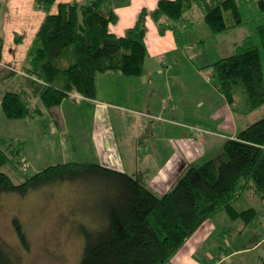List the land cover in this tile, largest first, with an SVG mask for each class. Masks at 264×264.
<instances>
[{
	"label": "trees",
	"instance_id": "trees-1",
	"mask_svg": "<svg viewBox=\"0 0 264 264\" xmlns=\"http://www.w3.org/2000/svg\"><path fill=\"white\" fill-rule=\"evenodd\" d=\"M34 4L46 16L21 68L27 87L2 96L6 117L40 114L42 109L32 106L27 96L39 98L50 109L73 95L95 98L100 73L142 74L148 56L146 9L124 35L117 36L109 30L118 19L112 0H35ZM194 7L216 34L246 28L235 52L211 63V77L234 109L247 113L263 105L264 0H159L150 15L160 33L172 30L180 44L182 30L193 22L186 20V12ZM2 44L0 37V60ZM10 73L5 71L2 77ZM238 86L245 93L242 108L235 106ZM22 147L21 139H0V194L24 195L79 181H94L104 189L102 221L81 226L83 250L77 264H167L202 223L219 211H227L231 218L252 214V208L238 211L233 206L246 188L264 198V116L227 138L221 156L190 165L161 195L131 174L91 161L49 165L14 183L1 168ZM14 226L26 245L21 224L14 220ZM0 264H20L2 242Z\"/></svg>",
	"mask_w": 264,
	"mask_h": 264
},
{
	"label": "crops",
	"instance_id": "crops-1",
	"mask_svg": "<svg viewBox=\"0 0 264 264\" xmlns=\"http://www.w3.org/2000/svg\"><path fill=\"white\" fill-rule=\"evenodd\" d=\"M70 1L74 0H56V3ZM158 1L112 0L118 19L110 24L109 30L117 36L124 35L126 29L135 24L142 9L148 12L144 38L148 56L142 74L100 73L96 78L95 98L79 95L67 98L84 99L92 110L91 123L88 122L94 150L91 162L131 174L154 193L164 194L190 165L196 164L201 157L213 155L217 149L223 148L227 138H234L245 126L263 117L264 104L252 110L256 113L250 111L254 116L236 117L235 112H250L234 109L216 87L207 99L196 98L193 107L179 105V94L186 90L183 74L187 72L182 65L188 62V57L180 50L183 39L178 44L170 29L160 33L152 19L150 12L157 7ZM34 2L0 0V37L3 42L0 104L6 91L27 87L21 68L46 16ZM56 10L57 6H52L51 12ZM196 12L201 11L194 7L186 12V20L193 21L189 28L195 24ZM225 34L236 47L244 38L246 28L239 26ZM5 71L11 73L2 77ZM113 80H119L121 84L114 86ZM243 106L244 99L238 108ZM50 114L58 122L59 112L50 111ZM215 231L211 218L204 221L167 264H214L209 261L211 253L208 250L200 253ZM259 243L250 248L254 249ZM250 248L233 251L224 259Z\"/></svg>",
	"mask_w": 264,
	"mask_h": 264
},
{
	"label": "rangeland",
	"instance_id": "rangeland-1",
	"mask_svg": "<svg viewBox=\"0 0 264 264\" xmlns=\"http://www.w3.org/2000/svg\"><path fill=\"white\" fill-rule=\"evenodd\" d=\"M199 17L202 13L196 12L194 26L184 28L180 36L183 39L180 50L188 57V62L182 66L188 74H183L186 90L179 94L178 103L187 107H193L196 98L207 99L216 89L217 81L211 77V63L235 52L225 33L212 32ZM112 82L114 86L121 84L119 80ZM173 89L176 92L175 83ZM235 96L236 107L241 106L245 98L241 86L236 87ZM26 99L42 112L32 118H8L0 104V139L23 141L19 154H10V161L1 168L14 183L23 182L26 177L49 165L91 161L94 150L88 122L91 123L92 110L88 102L66 98L61 106L48 109L37 97L31 95ZM50 111L59 112L58 122L54 121L56 118L53 119ZM254 113L235 112V115L249 117ZM222 152L223 148L217 149L213 155L201 157L196 164L219 157ZM101 186L94 181L64 182L24 195L14 192L0 194V242L14 253L20 264H77L83 250L81 226L102 221L105 192ZM233 206L238 211L254 210L252 214L237 218H231L225 210L214 214L211 219L216 231L200 254L208 250L212 257L209 261L214 264L219 259L218 264H264V198L258 197L248 187ZM14 220L22 226L26 245L18 237ZM259 241L254 249L250 248ZM247 247L250 249L224 259L227 254Z\"/></svg>",
	"mask_w": 264,
	"mask_h": 264
},
{
	"label": "built area",
	"instance_id": "built-area-1",
	"mask_svg": "<svg viewBox=\"0 0 264 264\" xmlns=\"http://www.w3.org/2000/svg\"><path fill=\"white\" fill-rule=\"evenodd\" d=\"M24 167L26 166V164L24 163V165H23Z\"/></svg>",
	"mask_w": 264,
	"mask_h": 264
}]
</instances>
